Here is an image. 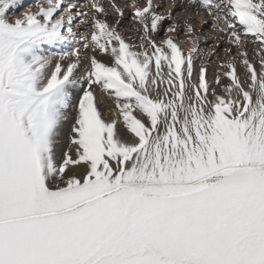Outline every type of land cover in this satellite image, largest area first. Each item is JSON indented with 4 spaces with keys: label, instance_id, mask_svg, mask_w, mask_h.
<instances>
[{
    "label": "snow or ice",
    "instance_id": "6c2138e0",
    "mask_svg": "<svg viewBox=\"0 0 264 264\" xmlns=\"http://www.w3.org/2000/svg\"><path fill=\"white\" fill-rule=\"evenodd\" d=\"M166 6L0 0V264H264V0Z\"/></svg>",
    "mask_w": 264,
    "mask_h": 264
},
{
    "label": "rangeland",
    "instance_id": "374dc122",
    "mask_svg": "<svg viewBox=\"0 0 264 264\" xmlns=\"http://www.w3.org/2000/svg\"><path fill=\"white\" fill-rule=\"evenodd\" d=\"M35 2H36V0H27L25 2V8L20 9V10L16 11L15 13H12V14L13 15H20L21 11L26 10L27 6H30V5L34 4ZM85 2H86V0H81V3H85ZM118 3H120L123 6V3L122 2H118ZM160 10L164 14H166V12H167V8L166 7H160ZM125 13H126V15H125L124 20L122 21V25H121V29L120 30L125 35V37L131 36L132 39H131V41H129L130 43H136V44H138V40L136 38L137 37V34L132 30L131 12H130L129 9L126 8L125 9ZM111 19L112 18L109 17L110 22H111ZM180 19L181 18H177V20H180ZM170 24H171V21H167L165 23V27H168ZM160 38H164L163 37V33H161ZM248 51H249L250 58H252L253 55H254V52H253V48H252L251 45L248 46ZM98 59H101V56H98ZM102 61L105 62V59H103ZM105 63H111V61L109 62V60H108ZM257 67H259L258 64H257ZM239 71H240L241 74H243L244 69L241 67V69ZM96 95H97L98 101H99V104L98 105H101V106L105 107V105L107 104L106 99H109V97L106 94H104L103 92H101L99 89L96 90ZM72 111H74V113H76L75 107H73V108H71V109L68 110V120L67 121H68V125H70V126L66 129V132L64 133L63 138L61 139V144H60L59 147L63 146L65 144V141H66L67 145L69 144V136H70V132H71V127L74 124V123L71 124L72 123V121H71L72 118L71 117H73L72 116L73 115L72 114L73 113Z\"/></svg>",
    "mask_w": 264,
    "mask_h": 264
},
{
    "label": "bare ground",
    "instance_id": "6f19581e",
    "mask_svg": "<svg viewBox=\"0 0 264 264\" xmlns=\"http://www.w3.org/2000/svg\"><path fill=\"white\" fill-rule=\"evenodd\" d=\"M27 0H25V2H26ZM117 2H122V3H124V0H118ZM137 2H143V0H137ZM154 2L156 3V4H158V5H160V7H166L167 8V6H166V0H154ZM177 18H181L182 20H183V17H177ZM180 19V20H181ZM180 20H177V22L178 23H182V20L180 21ZM210 23H211V21L209 20V22L207 23V24H203V25H199V24H196L195 26L198 28V30H199V32L200 33H202L204 36H207L208 37V41H209V43L211 42V40L217 35L214 31H212L211 29H210V27H209V25H210ZM180 40L181 41H186V37L183 35V34H181L180 35ZM202 47H204L206 50L208 49V44H202ZM185 50H187V45H185ZM221 58H223V54L221 53ZM101 59L103 60V59H105V62H107L108 60H109V62H110V59H108V58H106L105 56H103V55H101ZM241 69V67L239 68V70ZM216 65L215 64H212L211 66H210V73H209V77L211 78L214 74H215V72H216ZM106 101H107V104L105 105V107H103V106H101V105H98V107L100 108V110H101V112L103 113V118L105 119V120H111V119H113L114 118V116H113V112H112V110L114 109V101L111 99V98H109V99H106ZM105 108V109H104ZM73 113V117H71L72 118V123L71 124H73L74 122H75V118H76V113H74V111H72ZM70 125H68V121H66L65 122V124L63 125V128H62V130H61V139L63 138V135H64V133L66 132V129L69 127ZM118 127H120L121 129H123V125L121 124V125H118ZM125 136H127V133H125ZM67 143H66V141H65V144L63 145V146H61V147H59V149H64V150H66V148H67ZM58 149V150H59Z\"/></svg>",
    "mask_w": 264,
    "mask_h": 264
}]
</instances>
